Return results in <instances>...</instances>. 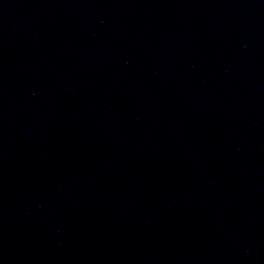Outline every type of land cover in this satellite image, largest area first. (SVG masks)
<instances>
[{"label": "water", "instance_id": "95a60500", "mask_svg": "<svg viewBox=\"0 0 264 264\" xmlns=\"http://www.w3.org/2000/svg\"><path fill=\"white\" fill-rule=\"evenodd\" d=\"M0 264H264V0H0Z\"/></svg>", "mask_w": 264, "mask_h": 264}]
</instances>
